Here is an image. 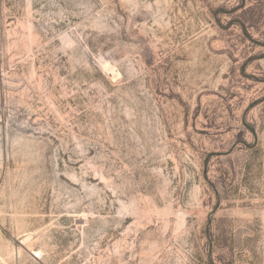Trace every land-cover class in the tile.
<instances>
[{"label":"rangeland","instance_id":"374dc122","mask_svg":"<svg viewBox=\"0 0 264 264\" xmlns=\"http://www.w3.org/2000/svg\"><path fill=\"white\" fill-rule=\"evenodd\" d=\"M0 264H264V0H0Z\"/></svg>","mask_w":264,"mask_h":264}]
</instances>
